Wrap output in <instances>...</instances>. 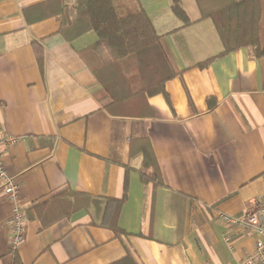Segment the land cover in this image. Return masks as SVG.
<instances>
[{"label": "crops", "instance_id": "crops-1", "mask_svg": "<svg viewBox=\"0 0 264 264\" xmlns=\"http://www.w3.org/2000/svg\"><path fill=\"white\" fill-rule=\"evenodd\" d=\"M62 1L60 11L57 0H0V132L20 138L3 146L19 196L7 198L0 181V264L15 251L24 264H116L128 255L137 264H241L257 234L221 214L244 216L264 195V56L249 47L222 55L196 0H179L183 15L174 0H136L179 74L165 82L170 101L154 94L146 116H116L80 54L97 35L67 37L74 2ZM149 148L161 183L142 179ZM66 188L97 206L43 220L35 205ZM123 198L117 235L106 223ZM17 205L24 239L14 249ZM56 209L49 215L59 217Z\"/></svg>", "mask_w": 264, "mask_h": 264}, {"label": "trees", "instance_id": "trees-1", "mask_svg": "<svg viewBox=\"0 0 264 264\" xmlns=\"http://www.w3.org/2000/svg\"><path fill=\"white\" fill-rule=\"evenodd\" d=\"M57 1L61 11L63 1ZM196 1L203 18L210 17L217 27L225 48L222 55L249 47L255 57L264 56V0ZM73 2L74 18L63 30L71 40L89 31L96 33L97 39L84 47L80 54L112 100L107 110L116 116L136 118L147 115L145 109L149 96L163 93L170 101L165 82L178 75L179 71L164 37L155 31L141 5L136 0ZM173 10L177 15H183L179 0H174ZM140 173L144 182L155 180L161 183L158 163L151 148L144 151ZM123 202L124 198L117 201L118 208L106 223L117 235L121 231L114 214L118 213ZM45 204H36L35 208L39 209V214L42 210L45 212L43 220L48 218L52 222L98 203L87 194L66 188ZM55 207L61 212L59 217L49 215ZM12 264H24L17 251ZM116 264L137 263L128 255Z\"/></svg>", "mask_w": 264, "mask_h": 264}, {"label": "built area", "instance_id": "built-area-1", "mask_svg": "<svg viewBox=\"0 0 264 264\" xmlns=\"http://www.w3.org/2000/svg\"><path fill=\"white\" fill-rule=\"evenodd\" d=\"M20 138L9 134L4 137L0 132V181L3 183V194L12 201H17L19 196V186L14 179L9 176L5 167L3 157V146L13 145ZM25 213L17 205L13 210L12 218V246L15 249L24 239L23 219ZM221 218L232 227H240L247 230H253L257 234L255 250L248 253L241 261V264H264V195L257 204L256 209L248 212L244 216H232L226 213L221 214ZM230 242V239H228Z\"/></svg>", "mask_w": 264, "mask_h": 264}]
</instances>
